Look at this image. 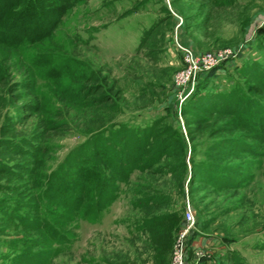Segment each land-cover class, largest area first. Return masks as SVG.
Masks as SVG:
<instances>
[{"label":"rangeland","instance_id":"1","mask_svg":"<svg viewBox=\"0 0 264 264\" xmlns=\"http://www.w3.org/2000/svg\"><path fill=\"white\" fill-rule=\"evenodd\" d=\"M56 16L32 28L50 29L27 50L44 65L0 42V133L32 152L0 147L16 172H0V264H173L187 206L185 264H264V0H69L51 25ZM87 76L108 103L60 90ZM20 81L29 88L13 89ZM163 139L171 145L147 165ZM99 144L138 159L117 171L124 180L97 218L73 214L76 238L60 253L31 218L2 212L32 211L16 199L38 202L81 145L106 167ZM171 212L181 224L158 253L143 222Z\"/></svg>","mask_w":264,"mask_h":264},{"label":"trees","instance_id":"2","mask_svg":"<svg viewBox=\"0 0 264 264\" xmlns=\"http://www.w3.org/2000/svg\"><path fill=\"white\" fill-rule=\"evenodd\" d=\"M68 2L69 0H63V2L60 0H0V42L14 50L22 49V51H24V56L28 59L27 64L29 66L34 64L35 66L44 65L45 63L40 55L38 56L34 53H30L32 51L27 50H30L31 44L35 40L49 33L50 29L44 30L39 28L36 29V31L32 30V28L36 26L35 22L37 20L48 19L47 21L50 23L51 19L49 17L57 15L56 19L51 24L53 25L57 22L61 13L64 12L65 4ZM45 4L47 5V8L43 7ZM59 8V12L52 14L55 9L58 10ZM64 64L65 63L58 65L57 70L50 69V71L52 70L53 72H56V76L59 80L62 75L65 76V74L62 73V70H65L64 67L67 68V64ZM29 69L32 78L33 69L31 67H29ZM90 77L87 76L84 78L85 84H78L77 86L74 85L73 81H66V83L63 82L60 84V90L68 91L70 96L73 95V97H76L79 92L84 90V88H88V90L91 89L93 91L90 90L91 93L94 94L93 99L91 100L92 104L96 105L102 102L105 104L108 103L110 99L101 95L99 90L101 84L93 83V77H91L92 79H90ZM86 84L92 85H87V87H85ZM15 85L23 89L29 88V86L22 81L14 84L13 89L16 90ZM22 97H19L20 101L22 100ZM253 127L255 128V126ZM8 130L0 133V147H6L16 153H32L26 145L18 147L13 139L1 136L8 135L10 132ZM98 134L99 133L95 135L97 136ZM142 138L144 139V136ZM144 141L148 142L149 138H146ZM140 143L142 144V142ZM157 143L160 145V152L155 158L150 157L146 160L145 163L147 165L156 162L159 157L161 158L167 147L171 145L167 139L159 140ZM27 144L34 145V147L37 148L36 144L31 141ZM141 144L138 145L139 147L136 146L132 152L134 150L135 152L139 150ZM104 145H102V149H99V144L97 146L98 150H95V152L97 151L98 154L100 153V156L103 157L104 164L106 165V167H104L109 170V173H107V170H105L104 167H101V164L96 163L93 157H90L87 153L85 154V152L83 153L85 147H83L84 145H81L79 148L77 147V150L74 152L71 151L68 157L60 164L59 169L54 172L53 176H51L52 178H50L49 183L44 186V190L42 191L38 202H32V198L29 201L16 199V207L22 204L29 206V208L31 207L30 210L32 211L26 212L17 208L15 211L3 209L2 212L11 218L23 214V216H19L20 218L18 219L20 224H26L27 220L31 218L30 224H33L37 230L47 237L46 243L50 244L51 252L60 253L61 247H63L64 244H71L76 238L67 233L66 230L69 229L65 228L67 222L75 219V215L78 212L81 216L86 215L87 217L97 218L99 212L108 206L115 197L117 191L116 181L124 180V178L117 174V171L119 169L124 170V168H126V163L129 164L138 159H134L132 154L128 157L123 156L119 159L120 157L118 158L117 153L121 151L120 148L110 155L108 150H103ZM107 149H109V147ZM0 155H2L1 151ZM0 172L14 175L16 173L15 166L8 165L5 161L0 159ZM14 187H12V189H15ZM63 198L65 201H61ZM63 203L67 205V210H69V212H66L65 210L59 211L58 209L53 208V206H61ZM74 213L75 215H73ZM59 217L65 220L59 221ZM181 220L182 217L180 215L171 212L161 217H156L151 221L143 222L144 226L149 229L150 240L158 253H166L171 250L173 245V233L181 224ZM20 256L23 257L22 254L19 255V257ZM13 264L15 263L13 262Z\"/></svg>","mask_w":264,"mask_h":264},{"label":"built area","instance_id":"3","mask_svg":"<svg viewBox=\"0 0 264 264\" xmlns=\"http://www.w3.org/2000/svg\"><path fill=\"white\" fill-rule=\"evenodd\" d=\"M207 57H209V55L204 56V59H207ZM210 59V58H209ZM207 59V60H209ZM194 68V67H193ZM194 71V69L192 70V72ZM191 72V71H190ZM189 72V73H190ZM183 225H182V231L180 233L179 236V249L175 251V260L173 264H185L184 262V258H185V250H186V241L188 236L191 235L192 229L194 227V223H195V219H194V215L192 213V210L189 206H187V208L185 209V216H184V220H183ZM188 234V236H187Z\"/></svg>","mask_w":264,"mask_h":264}]
</instances>
